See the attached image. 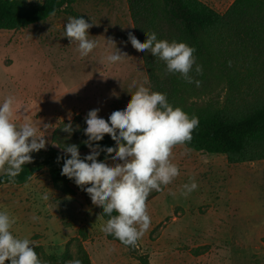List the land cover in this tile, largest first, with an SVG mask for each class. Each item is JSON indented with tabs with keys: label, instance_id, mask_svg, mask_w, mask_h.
<instances>
[{
	"label": "rangeland",
	"instance_id": "1",
	"mask_svg": "<svg viewBox=\"0 0 264 264\" xmlns=\"http://www.w3.org/2000/svg\"><path fill=\"white\" fill-rule=\"evenodd\" d=\"M202 1L224 13L234 0ZM73 10L93 24L89 39L97 47L86 57L64 37L69 17H75L66 12L26 29L0 30V104L14 97V122L31 121L48 141L32 156L57 148L51 136L60 122L92 109L104 118L125 108L136 91L133 81L137 86L147 81L150 88L141 53L128 41L135 32L127 0H85ZM116 47L128 57L112 64L106 57ZM226 90L220 83L188 104L222 103ZM185 149L172 150L179 175L148 197L151 223L136 256L107 239L101 231L106 222L85 191H59L45 169L23 185L1 186L0 212L15 220L10 231L16 238L29 239L46 254L63 255L68 248L76 257V242H68L79 239L92 264H264V161L230 165L223 155ZM193 180L198 187L182 195L183 185Z\"/></svg>",
	"mask_w": 264,
	"mask_h": 264
},
{
	"label": "trees",
	"instance_id": "2",
	"mask_svg": "<svg viewBox=\"0 0 264 264\" xmlns=\"http://www.w3.org/2000/svg\"><path fill=\"white\" fill-rule=\"evenodd\" d=\"M80 1L85 0H0V30L26 29L54 16L53 10L55 15L66 12L78 17L73 5ZM127 6L135 35L141 42L146 39L144 32L152 31L157 39L184 42L196 50V64L202 65L203 74L197 75L194 65L190 75L200 81L199 86L187 83L178 73L166 74L163 61L153 57L150 51L140 52L150 90L166 94L174 108L180 107L189 116L199 118L191 142L184 146L223 155L230 165L264 161V0H234L224 13L202 0H127ZM220 83L227 88L222 103L188 104L190 99L206 96ZM85 117L60 122L51 141L61 147L50 148L42 158L32 156L33 161L23 166L15 183H10L5 173L1 174L0 187L23 185L45 169L59 191L66 194L83 191L74 180L61 175L64 160L57 158L65 157L62 147L67 144L79 145L81 158L90 153L83 143L87 140L83 131L87 127ZM69 122L73 128L79 125V130L71 136L62 130ZM95 143L102 148L115 146L108 135ZM106 155L101 152L98 160L105 161ZM65 158H70V154ZM96 207L106 222L109 217L103 214L102 208ZM107 239L123 245L130 255L136 256L137 246H125L113 235L107 234ZM71 242H76V257L68 248L63 255H56L46 254L40 246L33 247L46 264H66L73 259L92 264L83 243L79 239H72L68 244Z\"/></svg>",
	"mask_w": 264,
	"mask_h": 264
},
{
	"label": "clouds",
	"instance_id": "3",
	"mask_svg": "<svg viewBox=\"0 0 264 264\" xmlns=\"http://www.w3.org/2000/svg\"><path fill=\"white\" fill-rule=\"evenodd\" d=\"M51 15H55V10ZM92 27L83 16L69 17L65 25L64 37L70 44H77L81 57L88 56L97 47V41L89 39ZM144 33V42L128 33V41L136 51H150L153 57L164 62L166 74L178 73L187 83L199 86L200 81L190 75L194 65L195 73L203 74L202 65L196 64L195 48L184 42L157 39L152 31ZM107 41L116 46L113 39ZM126 57L128 54L116 47L106 60L115 64ZM144 84L137 86L133 81L130 87H135L136 91L131 94L130 101L124 109L113 111L107 120L98 115V108L87 113V127L83 130L87 140L83 143L90 149L88 155L81 158L79 145L67 144L62 149L65 157L70 154V158H57L64 160L61 175L74 180L76 186L88 194L92 204L102 208L103 214L109 217L101 231L133 248L150 227L147 210L150 193L162 191V186L179 175V168L171 159L173 148L190 143L199 125L198 117L189 116L180 107L174 108L166 94L151 91ZM15 103V98L8 96L0 104V172L7 175L10 183H15L23 166L33 161L31 154L45 149L48 143L45 135H38L31 121L25 120L19 126L14 122ZM62 130L71 136L79 130V125L73 128L69 122ZM105 135L115 142L114 147L102 148L95 143L102 141ZM101 152L107 154L105 161L98 160ZM107 157H111L112 163L107 162ZM197 187L194 180L183 185L182 195L187 196ZM42 199L48 200L49 196L44 194ZM114 212L117 214L112 215ZM14 223L8 213L0 212V264H46L30 246L33 243L29 239H19L12 234L10 229ZM66 264L83 262L73 259Z\"/></svg>",
	"mask_w": 264,
	"mask_h": 264
}]
</instances>
